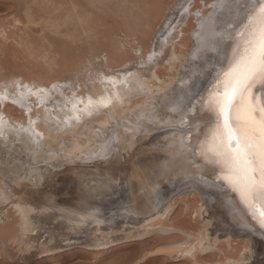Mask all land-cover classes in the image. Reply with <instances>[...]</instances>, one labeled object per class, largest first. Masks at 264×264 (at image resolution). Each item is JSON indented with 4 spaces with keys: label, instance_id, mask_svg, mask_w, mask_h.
Here are the masks:
<instances>
[{
    "label": "bare ground",
    "instance_id": "obj_1",
    "mask_svg": "<svg viewBox=\"0 0 264 264\" xmlns=\"http://www.w3.org/2000/svg\"><path fill=\"white\" fill-rule=\"evenodd\" d=\"M37 1L53 7L55 14L63 15L57 22L49 19L38 24L70 40L71 44H86L87 54L74 63V54L57 52L46 34L41 39L50 49L41 47L40 41L33 42L32 37L31 40L12 33L19 45L30 48L44 63L37 61L38 65L45 67L40 68L35 61L31 65L38 67L30 65L32 69L26 63L27 72L20 73L22 68H17L20 74L15 72L5 78L10 74L9 67L0 63V102L4 106L0 109V245L3 251L12 243L19 244L25 254L36 248L57 255L61 248L90 247L95 248L92 250L95 258L111 243L142 238L160 223L159 230H179L185 237L165 240L158 250L146 249L139 260L154 252H164L180 256L185 264H264V228L253 217V210L224 179L221 164L209 151L214 120L207 107V98L215 91L214 81L218 78V84L223 80L242 51L241 32L245 31L252 9L258 10L261 0H226L223 6H220L221 0L213 2L210 13H201L198 17L193 46L186 55L178 51L187 46L184 26L180 31H173L182 25L184 13L190 9L191 15L194 14L191 8L197 0L178 1L153 48L148 41L158 14L152 11L163 7L164 0H158L159 3L142 0L152 12L142 17L146 30L141 31L135 17L126 19L114 15L119 27L111 32H107L103 15L119 0ZM204 7L206 10L208 4ZM6 23L2 25L5 43L12 36L5 29L10 28ZM32 23L35 21L29 19L25 27ZM63 55L71 56V64L68 59L62 64ZM200 58L210 60L206 73L197 77L201 71ZM67 73L69 79L57 78V74ZM55 78L59 82L50 88ZM44 79H49L48 84ZM193 97L198 98V103L193 110L194 127L188 129L183 127V122L190 116ZM252 103L257 118L264 116L261 111L264 85L259 82L252 89ZM188 133L191 134L188 136ZM135 145L144 154L159 145L158 154L126 160L124 151ZM78 159L82 160L81 166ZM85 161L92 163L93 168L85 165ZM62 165H68V170L74 172L79 169L76 174L81 181L71 202L75 208L63 214L64 226L49 229L41 225L42 218L33 214L35 210L30 204L35 205V200L24 197L23 190L30 185L44 186L48 175ZM96 173H103L111 183L106 185L100 179L88 177ZM86 177L91 178L90 182H83ZM122 180L128 183L127 198L93 201L102 196L113 197L119 190L123 192L124 183L118 184ZM180 191H197L201 195L203 206L194 209L203 219L200 230L162 222L173 206L169 199ZM129 224L133 226H125ZM237 235L246 237L245 243L237 255H232L235 252L232 241ZM214 249L224 254L217 263L204 254L201 258L197 256L200 251ZM96 257L99 261V255ZM97 259H94L96 263Z\"/></svg>",
    "mask_w": 264,
    "mask_h": 264
},
{
    "label": "rangeland",
    "instance_id": "obj_2",
    "mask_svg": "<svg viewBox=\"0 0 264 264\" xmlns=\"http://www.w3.org/2000/svg\"><path fill=\"white\" fill-rule=\"evenodd\" d=\"M149 1H154L156 3H159L158 0H149ZM164 1H165V4L163 7L161 6V7H159V9H154L152 11V12L155 11L158 14L156 17L157 19L153 23V30L150 34V37L152 36L151 40L148 41L151 43L152 48L154 45V41L159 39L162 31L165 29V26H166L165 23L168 21L167 19L171 13L170 11H172L175 8V6L179 0H164ZM193 2H194V0H193ZM213 2H216V0H197V2L195 3V6L193 4V7L191 8V9H193L194 14L192 13L193 15H191V10L189 9L187 11V13H184L183 16L181 17V19H183L182 25L180 26V28L174 29V31H173V32L180 31L181 28L184 26L185 37H187V43H186L187 46L181 47V48H179V50L177 47V50L179 51L180 54L186 55V53H188V52L190 53V50L192 49V46H193V32L195 31V29L198 26V23H197L198 17H200L201 13H205V14L210 13V11L212 10L211 6H212ZM205 4H208V8L206 10L204 7ZM52 8L53 7H49L46 3H43V2H40L37 0H0V25H1L0 26V63L4 64L6 67H9V70L7 69V73H10V74H7L6 77H5V75L3 77L10 78L15 72L18 73L19 70L17 68L24 69V67H25V70L20 69V73H22L23 71H26V69H27L26 66L29 63H30L29 68H32V69L34 68L31 66H35V68H37L40 65V64L38 65L37 61L39 63L42 62L39 59V57H37L38 55H35V53H33L30 48L23 46V45H19L17 43V41L14 40V35L16 37H19V35H22L23 37L28 36L29 39H31V37H32L33 40L32 39L31 40L33 42H34V40H35V42L40 41L41 47L46 48V49L47 48L50 49L49 45H47L48 43L46 42L44 44V42L41 39V35L46 34L47 37H49V39L52 40L53 44L56 45L55 48L57 49L56 50L57 52L59 51L62 54L63 53L67 54V52H69V53L71 52V54H74V59H72L73 62L76 60L75 62L77 63L79 61V60H77V58L80 59V58L86 56V54H87V49L85 48L86 44L85 45H80V44L76 45L72 42V44H73L72 45L70 43L71 42L70 40L68 41L63 36L56 35L49 28H46L45 26L38 24V22H43V21L49 20V19L53 22L54 21L57 22V20H59V19H61V17H63V15H60L57 13L55 14L53 12L54 8L53 9ZM197 10H198V12H197ZM220 10H222V9H220ZM107 11H108V14L106 13V15H103V20L105 21V26H107V29L110 30V31L108 30L107 32H111V30H116L119 27L118 24L114 22V15H118V16H121V17L126 18V19L131 18V17H135L139 21L138 26L140 27L141 31L146 30V27L144 26L145 24L143 22L142 17L149 15V13L151 12V10L149 11V8L146 7L145 4H142V0H139V1L138 0L137 1H135V0H119V1H117L116 6L109 8V10H107ZM163 13H164V15H163ZM189 15L192 17L190 18ZM196 15H197V17H196ZM15 16H16V18H14ZM29 19H33L35 21V23L29 24L28 27H25V25L27 24ZM7 20L9 22H11V24H8L9 22L6 23ZM179 20L180 19H178L177 21H179ZM4 22L8 26H10V28L12 27L11 28L12 30H13V28L15 29V30L11 31V29L9 27H7V28L5 27V29L7 31L10 30L11 33L9 32V34H12L13 32L15 33L14 35L12 34L13 37L11 36V38L9 40H7L6 43L2 38V35H3L2 31L4 29L3 26H5ZM17 28H19V29H17ZM35 28L38 29L39 32H37V30ZM17 32L19 33L18 35H17ZM173 32L169 35V38L172 37ZM33 36H37V38L33 37ZM53 36H55V37H53ZM4 44H5V46H4ZM61 46H63V48H61ZM1 47H3V48H1ZM66 47H67V49H66ZM151 47L149 49H152ZM53 50L55 51V49H53ZM206 52H210V50H207ZM69 53H68V55H69ZM68 55L62 56L61 61H63L62 62L63 65H64V62L68 61V60H69L68 62H70V64H71V62H72V61H70L71 56H69V58L68 57L66 58V56H68ZM83 55H85V56H83ZM33 56L34 57L36 56V57L34 58ZM206 58H204V59L200 58L201 67L199 69H201V71L199 74L196 75L197 77H201V73H206L205 70H208V66H209L208 63H209L210 59L206 60ZM66 59H68V60H66ZM35 61H36V63H35ZM33 63L37 64L38 66L35 64L31 65ZM67 64L70 65L69 63H67ZM42 65H44L43 62H42ZM42 65H40V68L45 67ZM203 65H205V69H203ZM86 66L90 67V64H86ZM164 72L166 74H169V72L168 71L166 72V70H164ZM20 73H18V74H20ZM161 75L164 76L163 73H161ZM65 76H68V77H65ZM65 76H64V74L63 75L57 74V78L59 77V79H61V78L69 79V77H70V75L68 73L65 74ZM54 77H56V75ZM57 78L54 79L55 80L54 83L50 84V88H53L54 85L59 82V80L57 82ZM63 79H61V80H63ZM204 79H205V77H203V81H204ZM50 81H53V79H50ZM43 82L44 83L46 82L48 84L49 79H48V81H47V79H44ZM197 100H198L197 97H195V98L193 97V99H191V101H190V105H189L190 116L185 117L184 122H183L184 128L191 129L194 127V125L192 124V118L195 116V113L193 112V110H194V108H196L194 106H197L196 105L198 103ZM0 105H1L0 109H3L4 106L2 105L1 102H0ZM12 113L16 114L17 116L21 115L20 112H16L15 110H12ZM165 129H169V128H165ZM190 134L191 133H188V136ZM63 146L64 145L62 144L60 147H58V149L60 150V148H62ZM137 146L138 145H135V147L132 146L127 151H124V153L126 155V157H125L126 160L133 158V157L134 158L146 157V155H149L150 153L152 155L158 154L157 150L159 149V145L154 146L152 148L154 150L152 152H148L147 154L142 153L141 150ZM102 158H100V159H102ZM81 161L82 160H79L78 165H80L82 163ZM85 165L90 166V165H92V163H88V161H85ZM104 165H106V164H104ZM58 168L61 169V172L57 171V170H59ZM58 168H55L54 171H52V173H50L48 175L47 182H46V184H44V186L35 187V186L30 185V186H26L25 190H23L24 191V193H23L24 197L35 200V201H33V202H35V205L30 204L32 206V208L35 210L33 212V214L35 216H37L39 219L42 218V221L40 222L41 225L46 227V228H49V229L54 228V227L56 228V227L64 226L65 222H63L64 221L63 214L66 215L67 211L71 210L70 208H73V209L75 208V206L71 205V202L74 201V199H72V198L74 196H76V194L78 193V188H79V184L81 181V180H79V178L77 177L78 175L76 174V172L79 169H77V171H75V172H74V170L73 171L68 170V168H70L68 165H65V166L62 165L61 167H58ZM90 168H93V165ZM88 177H91V178L95 177L96 179H100L106 185L111 183L104 176L103 173H96L94 175L91 174V175H88ZM88 177L84 178L83 182H86V181L88 182L91 179V178L88 179ZM177 181H181V178H178ZM91 183H94V181L92 180ZM119 183L121 185H122V183H124V186H123L124 188L122 187L123 192H120V190H119L114 194L113 197L112 196H109V197L102 196V197H98V198L93 199V201L108 202V201H110L109 199H113L114 197L116 198L119 196H123V197L127 198L129 196L128 190L126 192V189H128V183L125 182L124 180L118 181V184ZM169 204H172L173 206H172L171 211L162 217L163 223H165L167 225H175L177 227H181V228H185V229H189V230H191V229L192 230H200L202 228L203 219L194 210L197 207L203 206L202 197L197 191H180L178 193H175L169 199ZM47 207H48V209H47ZM49 207H51V208H49ZM52 209H53V211H52ZM37 210H39V211H37ZM46 220L48 223H45ZM125 226L131 227L133 225L129 224V225H125ZM159 227H160V223L155 224L152 232L145 234L144 236H142V238L137 237L134 239V237H132V238H130L131 240L129 239V240L123 241L120 244L117 243V244L113 245L111 243V246L106 247L108 249L104 248L102 250L103 252L101 251L102 256L100 255V253L96 255V256L99 255V257L101 256L99 261L97 259L98 257L95 256V258H93L95 254L92 250H94L95 248H90V247L89 248L88 247H82V248L77 247L76 248V247H73L74 248L73 249L71 247H66V248H61L62 251L60 250L61 252H59V254H57V255H51L50 253L43 252L42 249L40 250V249L36 248L35 250L37 252L33 249H32L33 251L30 249L28 251L29 254L28 253L25 254L26 251H24L23 249H22L23 251L21 249H19V247H20L19 244L12 243L13 245L10 244L8 246V249L7 250L4 249V251H3V246L0 245V264H93V263H96V261L94 259H97L96 264H99L98 262L102 263L101 262L102 258H104L103 259L104 262L106 260V262L105 263L103 262L102 264H108V262H110V264H134L135 262H137L139 260V258L141 256H143V254L146 253V249L158 250L159 248L163 247L162 242L165 240L170 241V240H176L177 238H180V237H185V234L179 230L161 231L158 229ZM56 231L62 232V229H60V230L57 229ZM135 232L137 233V231H134V233ZM245 238L246 237L241 236V235H237L233 238L232 250H235V252L232 255L238 254V250L240 251L241 248L243 247L244 243H245ZM42 239H44V238H42ZM42 239H41V241H42ZM132 239H134V240H132ZM57 240H58L57 243L61 242V240H59V238ZM150 242L153 244L151 245ZM148 244H150L151 246ZM218 245L220 247L223 246L221 242ZM63 249H65L66 251L65 250L63 251ZM1 251H3V252H1ZM242 251L244 252L245 249H243ZM30 252L34 256L31 257L30 259L26 260L29 256L32 255ZM215 252H217V253L215 254ZM19 253H21V255H19ZM23 253L26 256L25 257L26 259L22 258V257H24L22 255ZM220 253L222 254L223 252L218 250V249H214V250H210L206 253H203L200 251L198 253L200 255H197V256L201 258V256L204 257V255H205L210 260L214 261V263H217L218 260L220 261L224 258V254L221 255ZM227 253L229 254V252H227ZM27 255H29V256H27ZM6 258H8V259H6ZM135 258H137V259L134 262L133 260ZM200 258H198V259H200ZM22 259H23V262L20 261ZM191 261L192 260H190V262ZM136 264H185V261L180 256L179 257H177V256L173 257V256L165 254L164 252H154V253L150 254L149 256H147L146 258H144L143 260H139L138 263H136Z\"/></svg>",
    "mask_w": 264,
    "mask_h": 264
},
{
    "label": "snow or ice",
    "instance_id": "obj_3",
    "mask_svg": "<svg viewBox=\"0 0 264 264\" xmlns=\"http://www.w3.org/2000/svg\"><path fill=\"white\" fill-rule=\"evenodd\" d=\"M241 36L242 51L207 98L214 120L209 151L264 228V116L257 118L252 103V89L264 85V0L252 9Z\"/></svg>",
    "mask_w": 264,
    "mask_h": 264
},
{
    "label": "water",
    "instance_id": "obj_4",
    "mask_svg": "<svg viewBox=\"0 0 264 264\" xmlns=\"http://www.w3.org/2000/svg\"><path fill=\"white\" fill-rule=\"evenodd\" d=\"M212 87V85L210 86V88Z\"/></svg>",
    "mask_w": 264,
    "mask_h": 264
}]
</instances>
